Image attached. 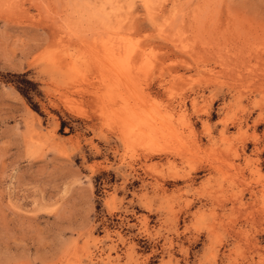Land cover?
Returning <instances> with one entry per match:
<instances>
[{
	"label": "rangeland",
	"instance_id": "rangeland-1",
	"mask_svg": "<svg viewBox=\"0 0 264 264\" xmlns=\"http://www.w3.org/2000/svg\"><path fill=\"white\" fill-rule=\"evenodd\" d=\"M0 264H264V0H0Z\"/></svg>",
	"mask_w": 264,
	"mask_h": 264
},
{
	"label": "bare ground",
	"instance_id": "bare-ground-1",
	"mask_svg": "<svg viewBox=\"0 0 264 264\" xmlns=\"http://www.w3.org/2000/svg\"><path fill=\"white\" fill-rule=\"evenodd\" d=\"M153 2V1H152ZM111 53V52H110ZM114 53V52H113ZM117 53V52H116ZM115 53V54H116ZM121 53V52H120ZM112 54V53H111ZM110 54V55H111ZM132 56V55H131ZM120 56L118 55V58H117V56L116 55H112L110 58H108V63H107V65H109L111 68H113V70L114 71H116L117 73H119V72H123V69H126L125 67L126 66H132V65H130V64H127V63H125L126 61H123L124 59L123 58H119ZM122 57V56H121ZM123 59V60H122ZM107 60V59H106ZM129 62V61H128ZM129 67V68H130ZM129 68H127V71H129L128 69ZM106 70V69H105ZM124 72H126V70H124ZM123 72V73H124ZM127 73V72H126ZM139 116H141V115H139ZM140 118V117H139ZM143 118V117H142ZM141 118V119H142ZM143 121H145L144 119H142ZM142 123V122H141Z\"/></svg>",
	"mask_w": 264,
	"mask_h": 264
}]
</instances>
